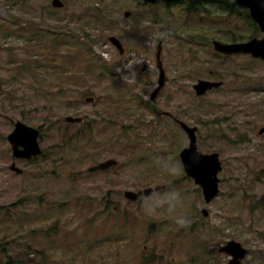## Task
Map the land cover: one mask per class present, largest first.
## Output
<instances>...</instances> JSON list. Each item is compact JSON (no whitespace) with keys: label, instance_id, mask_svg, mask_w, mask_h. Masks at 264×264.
Masks as SVG:
<instances>
[{"label":"rangeland","instance_id":"1","mask_svg":"<svg viewBox=\"0 0 264 264\" xmlns=\"http://www.w3.org/2000/svg\"><path fill=\"white\" fill-rule=\"evenodd\" d=\"M63 1L65 10L52 0H0V264H227L219 248L229 240L250 250L244 264H264V134L258 133L264 127V61L222 59L212 45L263 34L242 15L214 6L202 11L205 20L188 19L183 3L165 9L140 0ZM126 12L136 15L126 18ZM48 33L72 40L52 50L42 38ZM110 36L122 41L124 56ZM160 43L166 84L151 100ZM86 47L96 60L116 66L118 82L85 71ZM54 51L57 57L48 56ZM70 52L78 63L63 71L59 61ZM200 79L223 85L198 97L193 87ZM129 87L138 100L127 96ZM85 91L93 95L82 97ZM90 96L93 104L85 101ZM78 110L98 120L103 136L77 139L73 154L60 148L61 122ZM18 121L45 132L41 146L48 158L18 160L23 175L9 169L14 159L7 138ZM179 121L198 128L199 151L220 155V194L209 204L183 171L180 152L189 138ZM124 132L138 138L122 148L114 138ZM108 159L118 167L88 173ZM171 162L178 176L164 170ZM169 182L187 196L180 209L191 220L185 227L168 213L148 216L142 203L124 198L127 190Z\"/></svg>","mask_w":264,"mask_h":264},{"label":"water","instance_id":"2","mask_svg":"<svg viewBox=\"0 0 264 264\" xmlns=\"http://www.w3.org/2000/svg\"><path fill=\"white\" fill-rule=\"evenodd\" d=\"M145 3L157 2L159 0H144ZM163 1H178V0H163ZM239 5L250 8L251 14L254 20L259 24L260 29L264 32V0H236ZM53 5L55 7H62L63 3L60 0H54ZM111 41L117 45L121 52L123 53V48L120 42L116 38H111ZM214 48L217 52L223 55H232L239 53H250L254 57H260L264 59V38H254L247 43L238 44H226L221 41H214ZM160 54L161 45L158 48L157 57L159 59L160 67ZM165 82V74L162 70L160 76V88L163 87ZM220 86V83H211L208 81L201 80L199 84L195 86L198 95L205 94L208 90ZM160 89L156 91L154 96L157 95ZM71 120V119H69ZM184 129L187 131L190 137V146L181 153V158L183 165L187 173L193 177L196 182L203 187L204 195L207 202H210L218 194V183L219 179L217 174L222 170L221 163L219 161L218 154L204 155L197 148V136L196 128H190L186 124H182ZM264 133V129L260 131ZM38 131L26 126L23 123H18L15 131L9 136V140L13 145L15 156L20 158H29L32 155L41 153L39 144L37 142ZM21 147L24 149L22 150ZM114 165H117L116 161L110 160L106 163H102L91 170H105ZM12 170L17 173H22L21 169L17 168L15 165L11 167ZM151 190L146 191V193L151 194ZM126 197L136 201L138 195L133 192H127ZM205 214L208 213L205 211ZM232 256L229 264H243V260L248 254V250L245 249L239 242L229 241L221 250Z\"/></svg>","mask_w":264,"mask_h":264},{"label":"clouds","instance_id":"3","mask_svg":"<svg viewBox=\"0 0 264 264\" xmlns=\"http://www.w3.org/2000/svg\"><path fill=\"white\" fill-rule=\"evenodd\" d=\"M235 3V0H230ZM220 11H214L219 14ZM164 170L170 177L178 176L180 168L177 163L171 162L164 165ZM168 187L161 191L153 190L151 194L146 193L142 201V208L148 216H160L165 213L171 214L173 222L177 227H185L191 223L186 213L180 211L185 205L187 196L182 187L169 182Z\"/></svg>","mask_w":264,"mask_h":264},{"label":"trees","instance_id":"4","mask_svg":"<svg viewBox=\"0 0 264 264\" xmlns=\"http://www.w3.org/2000/svg\"><path fill=\"white\" fill-rule=\"evenodd\" d=\"M208 1H212L213 3H216L215 1L216 0H208ZM218 2H219V0H218ZM222 2H227L228 4H230V8L228 9V11H230V12H232L233 11V8L234 7H232L233 5H235L234 3H231L230 2V0H224V1H222ZM201 3V1L200 0H195V1H193L191 4H190V10L189 11H191V9H197V10H199L200 8H198V4H200ZM220 3V2H219ZM218 5H220L221 6V4H218ZM224 5V4H223ZM222 7V6H221ZM225 9V8H224ZM227 9V8H226ZM192 11H195V10H192ZM239 40H242V39H239ZM233 41H237L236 40V38H234L233 39Z\"/></svg>","mask_w":264,"mask_h":264}]
</instances>
